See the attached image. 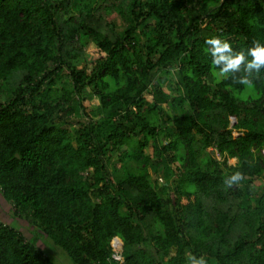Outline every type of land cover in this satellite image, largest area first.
I'll return each mask as SVG.
<instances>
[{
	"label": "trees",
	"instance_id": "1",
	"mask_svg": "<svg viewBox=\"0 0 264 264\" xmlns=\"http://www.w3.org/2000/svg\"><path fill=\"white\" fill-rule=\"evenodd\" d=\"M212 36L264 43V0H0V193L36 227L0 217V264H57L41 234L75 264H264V69L214 76Z\"/></svg>",
	"mask_w": 264,
	"mask_h": 264
},
{
	"label": "clouds",
	"instance_id": "2",
	"mask_svg": "<svg viewBox=\"0 0 264 264\" xmlns=\"http://www.w3.org/2000/svg\"><path fill=\"white\" fill-rule=\"evenodd\" d=\"M205 43L210 46L207 50L212 56V65L215 69H218V71L213 72V75L218 78H230L234 84L250 87L254 79L258 78L261 70L264 69V43L259 40H253L251 47L239 51L233 49V45L229 40L222 39L219 36H212L206 39ZM233 118L234 120L231 118L232 125L236 122V118ZM235 134H238L236 130ZM243 179L244 174L237 171L225 180V185L226 187H232L239 184ZM114 238H118L122 242L123 254L124 242L122 238L119 236ZM187 258L190 264H208L204 256L197 258L195 255L189 254Z\"/></svg>",
	"mask_w": 264,
	"mask_h": 264
},
{
	"label": "rangeland",
	"instance_id": "3",
	"mask_svg": "<svg viewBox=\"0 0 264 264\" xmlns=\"http://www.w3.org/2000/svg\"><path fill=\"white\" fill-rule=\"evenodd\" d=\"M115 21L117 22L118 28L123 29V27L125 26L124 19L121 16H116ZM97 49L98 47L94 43H90V45H88L87 47L88 57H89L88 62L94 57V55L97 54L96 53ZM94 101L92 102L91 106L97 104V101L95 102ZM93 107L95 108L96 106L94 105ZM231 118L232 120H234L233 117ZM153 149H154L153 143L150 142L149 146L146 149V153L147 154L152 153ZM263 154H264V150H263ZM228 163L235 165L237 163V159L231 158L229 159ZM263 182L264 180L262 178L257 180V183H263ZM0 217L6 222L11 221L14 225L20 226L25 232L27 237L30 238L34 235V232L32 230H34L36 227L31 226L25 219H20L16 217L13 211L12 204L8 202L6 199H3V195L1 193H0ZM39 244L45 248V251L48 253V255H50V257H52L55 260L57 264H75L71 259V257L61 247L55 245L48 236L41 234V240L39 241Z\"/></svg>",
	"mask_w": 264,
	"mask_h": 264
},
{
	"label": "built area",
	"instance_id": "4",
	"mask_svg": "<svg viewBox=\"0 0 264 264\" xmlns=\"http://www.w3.org/2000/svg\"><path fill=\"white\" fill-rule=\"evenodd\" d=\"M113 249H114V258L119 260L120 262L124 261V257L122 254V242L118 238L113 239L112 243Z\"/></svg>",
	"mask_w": 264,
	"mask_h": 264
}]
</instances>
